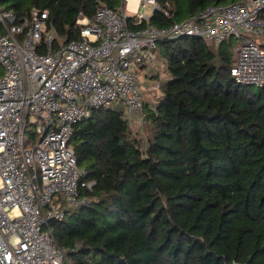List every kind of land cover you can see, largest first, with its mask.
<instances>
[{"label": "trees", "instance_id": "obj_1", "mask_svg": "<svg viewBox=\"0 0 264 264\" xmlns=\"http://www.w3.org/2000/svg\"><path fill=\"white\" fill-rule=\"evenodd\" d=\"M240 0H158L140 24L168 27L213 4ZM122 0H0L18 17L47 10L60 39L81 38L80 13ZM229 38L162 41L168 78L145 105V133L122 106L94 109L73 145L87 203L69 207L53 232L71 264H264V87L235 81ZM71 145V146H72Z\"/></svg>", "mask_w": 264, "mask_h": 264}, {"label": "built area", "instance_id": "obj_2", "mask_svg": "<svg viewBox=\"0 0 264 264\" xmlns=\"http://www.w3.org/2000/svg\"><path fill=\"white\" fill-rule=\"evenodd\" d=\"M131 3L122 0L120 11L99 4L92 19L80 13L81 38L69 41L48 23L47 10L19 18L0 5V264H71L51 222L86 204L81 189L93 185L82 180L70 144L75 126L115 105L131 125H145L139 72L156 74L160 42L196 35L219 46L236 38L235 81L264 87V0L213 4L168 27L140 29L129 22L169 12L158 0Z\"/></svg>", "mask_w": 264, "mask_h": 264}, {"label": "rangeland", "instance_id": "obj_3", "mask_svg": "<svg viewBox=\"0 0 264 264\" xmlns=\"http://www.w3.org/2000/svg\"><path fill=\"white\" fill-rule=\"evenodd\" d=\"M127 9L129 10V5H128ZM150 12H151V7H148L146 9V15H149ZM248 36L251 37L250 34H248ZM210 44L212 45V47H215V48L218 47L217 45L212 44L211 42H210ZM238 44H239L238 40L236 38H233L232 43L230 45V48H232L234 60L237 57L236 47L238 46ZM163 62H164V59L161 56L157 55V60H156L155 65H154V67L157 71H156V74L152 75L151 77L145 71L139 72V78H141L140 80L142 81L143 87L145 89V104L146 105L147 104L151 105V106L154 105L157 101V98L162 93L161 87L160 88L153 87L155 85V83H157V81H159L163 84L168 78L167 66ZM252 88L255 91H257L259 89V87L256 85H252ZM145 125L141 124L139 121V122L133 123L131 125V127L134 131H138V132H141L142 134H144L145 133Z\"/></svg>", "mask_w": 264, "mask_h": 264}, {"label": "water", "instance_id": "obj_4", "mask_svg": "<svg viewBox=\"0 0 264 264\" xmlns=\"http://www.w3.org/2000/svg\"><path fill=\"white\" fill-rule=\"evenodd\" d=\"M118 261L121 263V264H127V261L124 257H119L118 258Z\"/></svg>", "mask_w": 264, "mask_h": 264}, {"label": "crops", "instance_id": "obj_5", "mask_svg": "<svg viewBox=\"0 0 264 264\" xmlns=\"http://www.w3.org/2000/svg\"><path fill=\"white\" fill-rule=\"evenodd\" d=\"M134 6H135V0H132V3L130 4V8H133ZM149 15H151V12Z\"/></svg>", "mask_w": 264, "mask_h": 264}]
</instances>
